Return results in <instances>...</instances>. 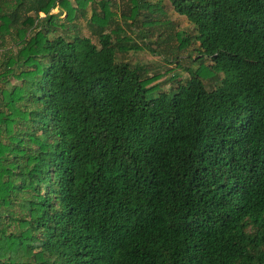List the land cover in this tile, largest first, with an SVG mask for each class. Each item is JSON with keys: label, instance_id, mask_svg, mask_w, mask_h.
I'll return each mask as SVG.
<instances>
[{"label": "trees", "instance_id": "trees-1", "mask_svg": "<svg viewBox=\"0 0 264 264\" xmlns=\"http://www.w3.org/2000/svg\"><path fill=\"white\" fill-rule=\"evenodd\" d=\"M165 1L0 0V264H264V0Z\"/></svg>", "mask_w": 264, "mask_h": 264}, {"label": "rangeland", "instance_id": "rangeland-1", "mask_svg": "<svg viewBox=\"0 0 264 264\" xmlns=\"http://www.w3.org/2000/svg\"><path fill=\"white\" fill-rule=\"evenodd\" d=\"M70 3L71 6H75L74 0H66ZM154 1V0H153ZM162 9L166 13V20L173 24L175 30H185L189 29L191 25L183 18L175 14L167 4L165 0H161ZM58 9H53L52 13H57ZM89 15V8L86 7V16ZM64 14H61L57 18L53 19V22L59 24L62 22ZM78 23V22H77ZM80 24L81 34H86L85 29L83 28V22ZM132 34L130 36L134 37L136 35V28L133 27ZM164 36H162L163 38ZM135 39V38H134ZM153 44L149 47L153 50L152 52L148 51L147 48L142 47L143 45L137 39L135 42L138 46L141 47V50L136 52H127L123 56L116 55V61L127 62L131 65L139 64L144 68L148 77H156L149 86H155L159 91H167L171 87L176 86L178 82H181L187 78L186 68L192 70H198V62L195 61V54L190 51V47L180 51L176 50L177 42L166 43L161 42L160 39H149ZM170 45V46H168ZM178 52V53H177ZM2 53V52H1ZM0 53V54H1ZM177 53L176 62L173 60V56ZM209 63L203 61V66H207Z\"/></svg>", "mask_w": 264, "mask_h": 264}]
</instances>
